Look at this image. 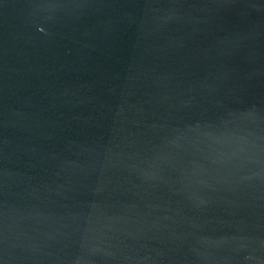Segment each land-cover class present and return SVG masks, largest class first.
Here are the masks:
<instances>
[{"label": "water", "instance_id": "1", "mask_svg": "<svg viewBox=\"0 0 264 264\" xmlns=\"http://www.w3.org/2000/svg\"><path fill=\"white\" fill-rule=\"evenodd\" d=\"M0 264H264V0H0Z\"/></svg>", "mask_w": 264, "mask_h": 264}]
</instances>
